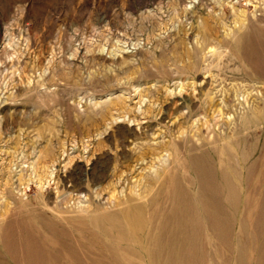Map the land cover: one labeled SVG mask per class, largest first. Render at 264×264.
<instances>
[{"label":"rangeland","instance_id":"1","mask_svg":"<svg viewBox=\"0 0 264 264\" xmlns=\"http://www.w3.org/2000/svg\"><path fill=\"white\" fill-rule=\"evenodd\" d=\"M0 264H264V0H0Z\"/></svg>","mask_w":264,"mask_h":264},{"label":"bare ground","instance_id":"2","mask_svg":"<svg viewBox=\"0 0 264 264\" xmlns=\"http://www.w3.org/2000/svg\"><path fill=\"white\" fill-rule=\"evenodd\" d=\"M138 230H136V232H137ZM131 232H132V234L134 233V230H131Z\"/></svg>","mask_w":264,"mask_h":264}]
</instances>
